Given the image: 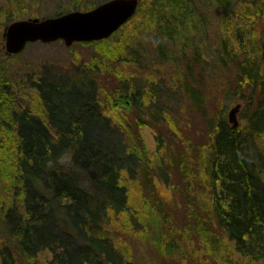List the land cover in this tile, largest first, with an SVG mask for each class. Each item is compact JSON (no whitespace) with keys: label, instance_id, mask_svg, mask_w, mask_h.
I'll list each match as a JSON object with an SVG mask.
<instances>
[{"label":"trees","instance_id":"obj_1","mask_svg":"<svg viewBox=\"0 0 264 264\" xmlns=\"http://www.w3.org/2000/svg\"><path fill=\"white\" fill-rule=\"evenodd\" d=\"M23 1L0 3V18L48 17L20 12ZM102 2L72 0L71 9L52 16ZM139 3L135 14L154 34L158 60L167 49L184 59L191 50V62L209 67L207 54L232 72L233 95L246 102L243 124L232 128L221 114L209 142L193 151H167L156 136L150 152L139 133L123 125L124 115L144 107L156 118L161 88L123 76L107 63L125 48L108 39L96 43L102 44L105 64H86L60 80L44 70L29 80L33 107L18 100L17 84L0 66V264H134L131 252L121 247V236L132 227L157 255L180 254L175 232L163 230L165 210L138 194L168 183L170 172L185 184L184 232L197 238L201 264H264V0ZM210 31L214 44L202 49ZM190 67L183 79H175L176 89L200 107ZM102 70L114 78L110 87L116 89L106 93L98 87L94 76ZM173 117L167 113V125Z\"/></svg>","mask_w":264,"mask_h":264},{"label":"rangeland","instance_id":"obj_2","mask_svg":"<svg viewBox=\"0 0 264 264\" xmlns=\"http://www.w3.org/2000/svg\"><path fill=\"white\" fill-rule=\"evenodd\" d=\"M5 1L0 0V3L5 4ZM70 1L72 0H24L20 12L31 16L38 14L50 17L60 11L71 9L73 4H69ZM80 1L86 4L97 2V0ZM2 19L0 18V66L4 67L10 75L11 82L17 84L16 96L23 105L28 104L33 107L35 91L31 88L29 80L37 79V75L44 70H48L57 80H60L74 76L76 70L86 64L106 63V59L100 51L102 44H96L98 41L74 43L70 47H66L62 41L47 44L33 42L29 43L20 54L7 56L4 50L2 31L10 22H5ZM143 24H146L145 20L141 19L139 14H135L107 38V43L114 46L123 43L125 47L123 53L114 59V63H110L109 60L107 63L120 68L123 76L132 77L138 82L147 83V85H150L149 81L157 83L161 88L159 92L161 97L158 103L162 109L152 111L156 115L154 119H152L153 115L147 113L144 107L139 111L131 110L128 115H124L123 125L128 123L129 130L139 133L150 152L155 150L156 136H159L162 144H165L166 150L174 153L189 150L188 147H191V151H193L209 142V132L216 118L223 114L228 121V113L236 104H240L236 119L238 126H241L246 102L237 93L233 95L235 83L232 72L219 68L211 58L207 57V54L205 60L211 62L209 67L203 66L200 61L199 63L191 62V50H188L184 55L187 60L182 58V53L179 51V54L178 52L172 53L168 49L166 55L158 60L156 49L158 42L154 41L155 36L152 31L143 29ZM199 44L195 39L194 48L197 49ZM212 44H214V36L210 31L208 36L203 38L202 49H206ZM187 64L191 66L192 78H195L193 86L202 95L200 107H195L180 88L176 89L178 82L176 83L175 79H183ZM94 78L98 87L104 89L106 93L110 92L112 88L116 89V87H110L114 84V78L103 70L97 72ZM163 109L168 112H163ZM167 113L174 116L175 123L167 125L169 120L165 118ZM138 118L142 122L138 123ZM138 124L141 126L136 129ZM160 182V185L154 182L157 186L159 185V189L150 186V191L143 189L138 194L148 204L154 207L160 205L161 209L165 210L164 216L167 215L169 218L163 230L167 231L166 228L170 227L175 232L172 237L180 246V254L174 253L168 257L157 255L133 227L129 234L123 231L125 234L121 238H123L124 244H121V247L131 252L133 258L136 259L133 261L132 258L134 264H201L203 253L197 238L184 232L188 228L187 211L184 206L185 198L182 196V192L186 191L185 184L177 172L169 173L168 183L163 180ZM147 227L150 228L149 225ZM41 263L44 262L41 261Z\"/></svg>","mask_w":264,"mask_h":264},{"label":"water","instance_id":"obj_3","mask_svg":"<svg viewBox=\"0 0 264 264\" xmlns=\"http://www.w3.org/2000/svg\"><path fill=\"white\" fill-rule=\"evenodd\" d=\"M138 3L139 0H106L87 11L72 10L52 17L15 20L2 31L5 54L17 55L33 42L62 41L70 47L74 43L106 39L133 17ZM239 110L240 104H236L228 113L232 128L238 127Z\"/></svg>","mask_w":264,"mask_h":264}]
</instances>
